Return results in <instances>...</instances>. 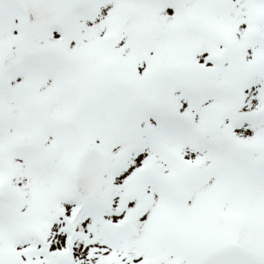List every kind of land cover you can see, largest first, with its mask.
I'll use <instances>...</instances> for the list:
<instances>
[{
	"label": "snow or ice",
	"instance_id": "snow-or-ice-1",
	"mask_svg": "<svg viewBox=\"0 0 264 264\" xmlns=\"http://www.w3.org/2000/svg\"><path fill=\"white\" fill-rule=\"evenodd\" d=\"M0 264H264V0H0Z\"/></svg>",
	"mask_w": 264,
	"mask_h": 264
}]
</instances>
